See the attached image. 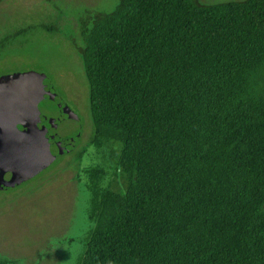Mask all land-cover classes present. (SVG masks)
Instances as JSON below:
<instances>
[{"label": "trees", "instance_id": "obj_1", "mask_svg": "<svg viewBox=\"0 0 264 264\" xmlns=\"http://www.w3.org/2000/svg\"><path fill=\"white\" fill-rule=\"evenodd\" d=\"M146 1L171 4L157 52L109 35ZM80 34L92 119L127 139L85 171L78 264H264V0H118Z\"/></svg>", "mask_w": 264, "mask_h": 264}, {"label": "rangeland", "instance_id": "obj_2", "mask_svg": "<svg viewBox=\"0 0 264 264\" xmlns=\"http://www.w3.org/2000/svg\"><path fill=\"white\" fill-rule=\"evenodd\" d=\"M145 3L143 10L135 8L133 16L115 23L109 35L138 50L157 52L171 4L167 1L159 8ZM117 4L118 0H0V79L46 75L82 121L81 139L71 153L59 156L25 183L0 191V258L11 264H78L85 254L94 228L85 171L116 163L127 133L96 125L92 119L80 27ZM96 132L116 143L108 146L107 159L105 151L93 148ZM109 188L120 190L123 184L112 178Z\"/></svg>", "mask_w": 264, "mask_h": 264}, {"label": "water", "instance_id": "obj_3", "mask_svg": "<svg viewBox=\"0 0 264 264\" xmlns=\"http://www.w3.org/2000/svg\"><path fill=\"white\" fill-rule=\"evenodd\" d=\"M82 121L43 74L0 79V191L11 190L71 153Z\"/></svg>", "mask_w": 264, "mask_h": 264}, {"label": "flooded vegetation", "instance_id": "obj_4", "mask_svg": "<svg viewBox=\"0 0 264 264\" xmlns=\"http://www.w3.org/2000/svg\"><path fill=\"white\" fill-rule=\"evenodd\" d=\"M82 134V133H81Z\"/></svg>", "mask_w": 264, "mask_h": 264}]
</instances>
